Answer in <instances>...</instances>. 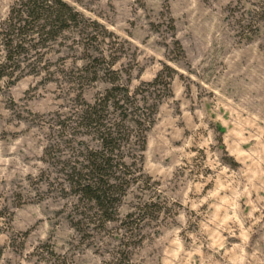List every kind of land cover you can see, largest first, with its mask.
<instances>
[{"label": "rangeland", "instance_id": "1", "mask_svg": "<svg viewBox=\"0 0 264 264\" xmlns=\"http://www.w3.org/2000/svg\"><path fill=\"white\" fill-rule=\"evenodd\" d=\"M60 1L55 39L0 36V264H264V0Z\"/></svg>", "mask_w": 264, "mask_h": 264}, {"label": "trees", "instance_id": "2", "mask_svg": "<svg viewBox=\"0 0 264 264\" xmlns=\"http://www.w3.org/2000/svg\"><path fill=\"white\" fill-rule=\"evenodd\" d=\"M77 20L78 14L60 0H19L10 9L3 24V32L0 31V36L3 37L1 40L4 39L2 45L6 53L5 60L12 61L14 54H20L21 51H24L23 47L33 41L43 43V37L45 40L55 39L60 33L66 31L71 23L75 24ZM159 78L160 76H157L153 84ZM166 86L169 87V83H166ZM95 113L88 115V118L92 117L91 123L97 121ZM114 139L112 133L108 131L100 133V141L105 148ZM110 157L111 152L104 153L103 150L93 153L90 165L85 168L86 172L81 170L74 174L77 194L94 203L104 212H106L104 206L111 202L115 188L107 175L112 169Z\"/></svg>", "mask_w": 264, "mask_h": 264}]
</instances>
